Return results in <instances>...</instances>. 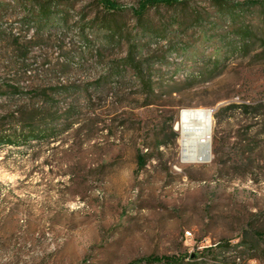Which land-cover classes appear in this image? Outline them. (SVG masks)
<instances>
[{"label":"rangeland","instance_id":"374dc122","mask_svg":"<svg viewBox=\"0 0 264 264\" xmlns=\"http://www.w3.org/2000/svg\"><path fill=\"white\" fill-rule=\"evenodd\" d=\"M113 1L123 32L111 40L96 0L59 4L54 27L40 23L35 1L0 0V132L17 126L18 107L40 90L60 113L76 107L56 122L55 139L0 148V264H131L240 242L245 231L241 255L264 261L252 240L264 232V7L234 10L232 20L209 0L151 9L142 45L159 88L150 96L132 71L123 69V81L113 75L139 34L140 0ZM174 45L180 56H169ZM216 49L222 62L211 75ZM232 103L259 105L261 117L229 111L219 123L217 111ZM190 109L212 112L208 163L182 161L179 122ZM138 152L147 155L142 170Z\"/></svg>","mask_w":264,"mask_h":264},{"label":"trees","instance_id":"16d2710c","mask_svg":"<svg viewBox=\"0 0 264 264\" xmlns=\"http://www.w3.org/2000/svg\"><path fill=\"white\" fill-rule=\"evenodd\" d=\"M35 1L39 9V21L45 27H54L61 24V21L56 18L55 7L61 3L73 0H28ZM102 7L103 16L101 18L97 17L96 22L100 24V30L104 31L108 39L114 40L118 37V34H122V25L117 22V16L123 12L122 7L119 6L113 0H96ZM214 6H217L221 11L224 19L232 20L235 16L234 10L246 11L255 7H264V1L248 0L241 4H231L228 0H209ZM186 3L180 0H140L137 9L133 10L134 17L136 19L137 33L130 38L128 49L125 57L121 62L117 63L111 69L113 71L114 77H119L120 80H125L123 77L124 70L132 71L137 83H139V90L146 93V95L153 96L159 88V83L154 79V60L149 56H144V45H142L143 40L147 36L152 35V31L147 24V16L151 9L167 7L172 8ZM242 34L250 36L252 34L250 28H242ZM156 42H161V38L154 39ZM153 41V42H155ZM155 44V43H154ZM157 44V43H156ZM176 46H171V51L169 56L179 55L176 52ZM216 61H209L206 67L209 69L211 75L215 74L221 65V55L220 51L216 49ZM180 56V55H179ZM125 71V72H126ZM210 75V76H211ZM102 80V79H101ZM100 81V80H99ZM17 92H20V88H14ZM176 93V91H173ZM38 97L37 99H27L28 101H23L22 105L18 107L17 114L19 115V121L17 126L12 130H5L0 132V148L5 146L13 147H23L29 145L32 142H46L51 139H55L59 132L56 129V122L59 118L69 117L71 113L75 110V106H70L65 113H60L53 95L49 90H40L35 92ZM152 105V103H147L146 106ZM239 110L242 114H248L252 116L254 120L261 117V111L259 105H249L246 103L236 104L232 103L219 108L215 118L220 123V114L228 113L229 111ZM15 114L12 117L15 118ZM224 143L216 136V146L215 154L219 157L223 154ZM236 150L235 156L238 162L245 159L244 147L240 144ZM254 148L250 149V154H254ZM138 170H142L147 165V155L138 152L137 155ZM249 239V232L245 231L239 245H233V241H225L221 243L218 252L208 249L205 250L202 256L196 255L192 258L191 255H170V256H149L135 261L131 264H231V259L227 256L230 252H238L239 247L243 246L246 250V241ZM258 245L264 246V232H254L253 239ZM241 245V246H240ZM238 246V247H237ZM234 247V248H233ZM224 253V254H223ZM243 253V252H242ZM220 254V256H219ZM226 256V257H225ZM225 257V258H224ZM254 257V254L251 255ZM259 258V257H257ZM227 262V263H226Z\"/></svg>","mask_w":264,"mask_h":264},{"label":"bare ground","instance_id":"6f19581e","mask_svg":"<svg viewBox=\"0 0 264 264\" xmlns=\"http://www.w3.org/2000/svg\"><path fill=\"white\" fill-rule=\"evenodd\" d=\"M179 129L182 135V161L184 163L199 164L210 162L212 159V112L205 109L184 110L180 117ZM232 244L239 245V241H233ZM239 251H245L243 246L239 247ZM241 252L240 254L238 252L228 253L231 254L227 255L231 259V264H237V262L244 258ZM195 256L193 255L192 258Z\"/></svg>","mask_w":264,"mask_h":264},{"label":"built area","instance_id":"2783aa9c","mask_svg":"<svg viewBox=\"0 0 264 264\" xmlns=\"http://www.w3.org/2000/svg\"><path fill=\"white\" fill-rule=\"evenodd\" d=\"M193 233L190 231H186L185 233V240L186 242H193ZM192 245V244H191ZM221 246V242H213V243H204L202 242L201 244H193L192 245V252L189 253V255H197L198 258L199 256H202L203 252L205 250L211 249L214 250L215 252H218V248H220ZM233 254V253H232ZM227 255H231V254H227ZM220 256V254H219ZM237 264H264V261H262L261 259L257 258L256 256L251 257V256H245L244 258H242L239 262H237Z\"/></svg>","mask_w":264,"mask_h":264}]
</instances>
